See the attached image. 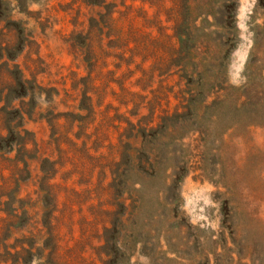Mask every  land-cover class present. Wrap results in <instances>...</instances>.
I'll return each instance as SVG.
<instances>
[{
	"label": "rangeland",
	"instance_id": "1",
	"mask_svg": "<svg viewBox=\"0 0 264 264\" xmlns=\"http://www.w3.org/2000/svg\"><path fill=\"white\" fill-rule=\"evenodd\" d=\"M178 7L0 0V134L8 111L23 137L1 141L0 264H264V0L216 37L227 87L205 76L193 118L165 68Z\"/></svg>",
	"mask_w": 264,
	"mask_h": 264
},
{
	"label": "trees",
	"instance_id": "2",
	"mask_svg": "<svg viewBox=\"0 0 264 264\" xmlns=\"http://www.w3.org/2000/svg\"><path fill=\"white\" fill-rule=\"evenodd\" d=\"M177 1L179 7L177 15L175 13L176 23L174 27V35L177 42L175 48H172L171 52H169L171 53V59L165 63V68L166 70H170L174 76H177L176 74H178L180 78L178 83L183 85L179 97L184 101L181 106L182 111H179L180 108H178V112L174 113L172 116L178 118L179 116L188 114L193 118L194 116H197L198 113L196 112L197 104H203L201 95H204L202 88L205 85V76H212L215 78L214 86L217 90H212L213 92H220L219 90L226 89L227 87L226 85L224 86L228 80L227 72L225 70L226 67L224 66L222 58L217 56V53H219V45L216 37L219 34L221 35L222 40L220 44H223V47H226L228 43L235 46L234 39H236V34H233L234 31H232V28L230 27H237L235 26V22L239 0H219L223 4L219 9V12L221 13V16L219 17L215 14V5L219 3L218 0H207L204 2L203 12H199V4L203 0H176V2ZM211 16L212 20L210 18ZM2 35L5 36L6 34L2 33L1 36ZM4 42H6V45L2 46V43ZM8 48V42L3 39L0 42V59H3V52ZM3 65L9 66L8 60H6ZM7 86L8 93L5 95L3 89L7 88ZM17 86L18 84L14 85L9 83L4 88H0V102H6V100L12 97ZM208 97L209 94H207L206 98ZM227 98H229L228 94L224 96V98L222 94L217 95V99H215L213 103L218 101L220 103L225 102ZM251 101V99H245V101L239 102L237 99L235 104H237L236 107L238 109H244L252 106ZM212 104L204 107L207 110H210ZM6 106V104L3 106L4 110ZM16 113L20 116L18 109H16ZM205 113H207V111H205ZM9 114L10 112L7 111L6 118L9 122L6 125V129L8 130V133L4 136L0 134V147L1 141L3 140L6 141L5 144L10 145V142L12 141L10 137L15 136L14 139L23 138L22 135H20L21 130L18 128L20 124L12 125ZM209 116H211V119L218 117L213 112H211ZM174 184V182L171 183L169 192L166 194L171 195V197H174L175 195V198H171L170 200L172 204H175L178 200L176 198ZM198 264H212L210 254H205L203 263L199 261Z\"/></svg>",
	"mask_w": 264,
	"mask_h": 264
}]
</instances>
